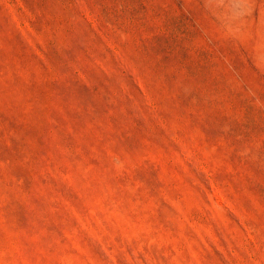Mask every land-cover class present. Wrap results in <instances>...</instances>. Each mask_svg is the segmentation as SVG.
Masks as SVG:
<instances>
[{"label": "rangeland", "instance_id": "374dc122", "mask_svg": "<svg viewBox=\"0 0 264 264\" xmlns=\"http://www.w3.org/2000/svg\"><path fill=\"white\" fill-rule=\"evenodd\" d=\"M0 264H264V0H0Z\"/></svg>", "mask_w": 264, "mask_h": 264}]
</instances>
